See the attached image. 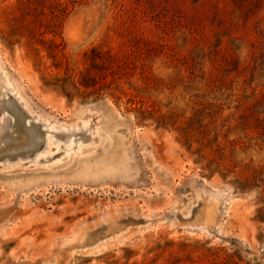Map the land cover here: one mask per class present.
Masks as SVG:
<instances>
[{
  "label": "rangeland",
  "instance_id": "rangeland-1",
  "mask_svg": "<svg viewBox=\"0 0 264 264\" xmlns=\"http://www.w3.org/2000/svg\"><path fill=\"white\" fill-rule=\"evenodd\" d=\"M0 264H264V0H0Z\"/></svg>",
  "mask_w": 264,
  "mask_h": 264
},
{
  "label": "trees",
  "instance_id": "trees-1",
  "mask_svg": "<svg viewBox=\"0 0 264 264\" xmlns=\"http://www.w3.org/2000/svg\"><path fill=\"white\" fill-rule=\"evenodd\" d=\"M50 42L51 44H53V47L55 49H58V47L60 46L55 41H50ZM53 52H54L53 50H50L51 55ZM91 53H92V57H90L91 59L90 68L86 69L84 72L81 73V79L79 81V84L80 86L86 89L93 88V90L97 91L100 90L101 88L100 86L97 87V84L99 83V76L98 74L92 71V68L96 69L99 66L104 65V62H99V60H101V55L103 54V52L98 51V49H92ZM107 54L109 53L107 52ZM110 56L113 57L112 55Z\"/></svg>",
  "mask_w": 264,
  "mask_h": 264
},
{
  "label": "bare ground",
  "instance_id": "bare-ground-1",
  "mask_svg": "<svg viewBox=\"0 0 264 264\" xmlns=\"http://www.w3.org/2000/svg\"><path fill=\"white\" fill-rule=\"evenodd\" d=\"M7 83H9L10 84V82H7ZM13 90V89H12ZM5 96V95H4ZM2 119H3V117H2Z\"/></svg>",
  "mask_w": 264,
  "mask_h": 264
}]
</instances>
